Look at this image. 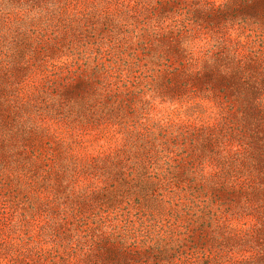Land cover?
Wrapping results in <instances>:
<instances>
[{"label":"rangeland","instance_id":"obj_1","mask_svg":"<svg viewBox=\"0 0 264 264\" xmlns=\"http://www.w3.org/2000/svg\"><path fill=\"white\" fill-rule=\"evenodd\" d=\"M0 264H264V0H0Z\"/></svg>","mask_w":264,"mask_h":264},{"label":"clouds","instance_id":"obj_2","mask_svg":"<svg viewBox=\"0 0 264 264\" xmlns=\"http://www.w3.org/2000/svg\"><path fill=\"white\" fill-rule=\"evenodd\" d=\"M218 2H219V0H218ZM194 44H195V46L193 47V52L195 54H199V41L194 42Z\"/></svg>","mask_w":264,"mask_h":264}]
</instances>
